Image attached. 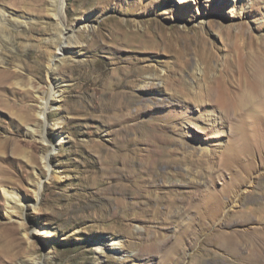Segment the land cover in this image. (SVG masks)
Instances as JSON below:
<instances>
[{"label":"rangeland","instance_id":"obj_1","mask_svg":"<svg viewBox=\"0 0 264 264\" xmlns=\"http://www.w3.org/2000/svg\"><path fill=\"white\" fill-rule=\"evenodd\" d=\"M260 58L264 0H0V264H249Z\"/></svg>","mask_w":264,"mask_h":264},{"label":"bare ground","instance_id":"obj_2","mask_svg":"<svg viewBox=\"0 0 264 264\" xmlns=\"http://www.w3.org/2000/svg\"><path fill=\"white\" fill-rule=\"evenodd\" d=\"M52 7H53L52 11L54 12L53 15L57 16V13H56L57 9H58L57 4L55 6H52ZM55 59L56 58L51 59V62L55 61ZM259 60L262 62L263 59L260 58ZM260 64H261V67H264L263 62ZM252 97L253 96H251L250 94L243 93L239 98V105L246 106V105L252 104L254 99H255ZM234 188H235V186L233 187V185H228L226 187V190L234 189ZM236 189L238 191L239 187H236ZM4 193H5L7 200L10 203H12V202L18 203V200H17V198H15V195L13 193H11L10 191H5V190H4ZM231 198L228 200L232 201L233 199H231ZM242 202H244V201H242ZM246 202H245V204H246ZM229 203H231V202H229ZM242 204H241V206H242ZM257 210L258 209H255L254 211H252L253 212L252 214L253 215L257 214V217H258L259 211H257ZM259 217H260V215H259ZM241 221H242V219H241ZM248 222H253V217H249L248 219L244 218L243 223H248ZM262 222H264L263 217L259 218L258 221L255 223H259V224L261 223L262 224ZM226 223L227 222L225 220V229L228 228L227 227L228 225ZM39 234L47 236V237H50L53 235L52 231H50L49 229L48 230L47 229H40ZM225 252L235 256L238 259V261L239 260L243 261V259H245L246 263L259 264L260 259H261L260 258L261 254L262 253L264 254V229L263 228L260 229L259 227L253 226V228H251V229L235 230V231H230V232L225 231ZM255 252H257V253H255ZM34 264H38V263L35 262Z\"/></svg>","mask_w":264,"mask_h":264}]
</instances>
